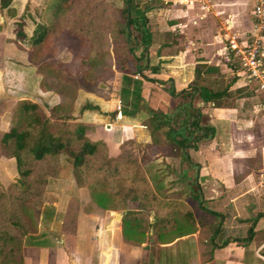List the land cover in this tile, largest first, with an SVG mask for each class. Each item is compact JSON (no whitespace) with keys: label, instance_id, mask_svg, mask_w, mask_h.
I'll return each mask as SVG.
<instances>
[{"label":"trees","instance_id":"16d2710c","mask_svg":"<svg viewBox=\"0 0 264 264\" xmlns=\"http://www.w3.org/2000/svg\"><path fill=\"white\" fill-rule=\"evenodd\" d=\"M10 1L0 0V9L6 8L9 15L14 12L8 7ZM152 1L121 0V5L110 6L98 0H45L31 34L25 37L26 46L9 39L25 51L22 64L33 66L35 75L28 69L22 89L12 96L15 100L4 115L8 126L0 135V156L12 160L15 174L0 183V264H23L25 244L37 232L40 216L52 211L44 205L42 194L60 179L64 166L75 186L86 188L94 206L114 210L120 200H132L153 211L152 221L144 212L123 214L121 230L126 242L142 241L149 226L157 242L172 238L167 237L169 232L195 229L187 207L175 208L154 193L132 139L122 140L118 152L111 154L104 140L88 135L92 125L73 115L79 91L101 85L111 76L114 64L122 71V113L141 116L150 142L166 146L167 154L177 156L181 166L190 164L189 150L214 136L215 128L204 109L226 106L254 93L248 83L234 85L243 73L226 79L221 67L200 57L180 71L179 77L187 80L184 87L176 88L175 74L163 77L177 65L173 54L161 52L166 44L155 41L148 26ZM64 33L77 40L78 51L69 61L59 62L56 44ZM135 74L139 77L134 78ZM145 82L160 87L166 108L148 105L142 95ZM149 87L148 98L156 91ZM33 88L55 94L57 100L45 110L28 95ZM95 108L85 104L82 110Z\"/></svg>","mask_w":264,"mask_h":264},{"label":"crops","instance_id":"0c3cea01","mask_svg":"<svg viewBox=\"0 0 264 264\" xmlns=\"http://www.w3.org/2000/svg\"><path fill=\"white\" fill-rule=\"evenodd\" d=\"M207 1L209 7L203 9L195 1L168 0L171 5L155 11L159 23L156 30H171L186 40V49L181 52L186 64L198 57L220 64L226 23L229 31L240 36L253 30V0ZM160 18L164 24H160ZM172 57L177 62L176 55ZM179 68L162 74H175L177 89L187 82L179 77ZM239 79L234 85L244 84ZM0 82L5 94L6 84ZM149 86L156 90L150 98L149 91L145 94ZM158 90L159 86L145 82L142 95L150 107L163 110L168 102L164 92L158 95ZM204 111L215 133L200 142L196 150H189V165L180 166L177 156L166 154L143 166L159 198L175 208L190 210L194 230L175 235L169 232L167 237L172 238L157 242L149 226L142 241L126 242L121 230L123 214L144 212L152 221L153 211L132 200H120L114 210L94 206L86 188L75 186L64 166L60 179L44 192L51 199L43 202L52 211L40 216L37 232L25 244L23 264H264V95L254 90L229 105L211 106ZM141 119L136 115L112 120L106 124L110 128L104 138L94 124L84 123L94 127L97 136L88 134L91 138L102 139L109 146L108 141L118 145L127 138L134 141L133 127L145 129ZM7 124V120L0 121V135ZM118 145L115 151L109 150L111 154L118 152ZM162 158L165 163L159 164ZM5 161L6 165L10 163V159L0 156V164ZM0 168L3 171L5 166Z\"/></svg>","mask_w":264,"mask_h":264},{"label":"rangeland","instance_id":"374dc122","mask_svg":"<svg viewBox=\"0 0 264 264\" xmlns=\"http://www.w3.org/2000/svg\"><path fill=\"white\" fill-rule=\"evenodd\" d=\"M45 0H11L8 7L13 9V14L9 15L6 8L0 9V81L6 84L5 89L6 93L2 92V83L0 82V114L3 113L0 121H6V118L3 117L6 112L9 110L11 104L14 102L15 92L21 90L23 87V80L28 74V69L31 70V75H35L33 72V66L28 64H22V61H25V51L19 49L13 42L9 41V39H16L22 46H26V40L34 27V22L38 21L37 13L42 8ZM101 1L104 5L116 6L121 5V0H98ZM145 0H140L142 4ZM153 6L152 10L147 12V23L150 29L153 30L155 34V41L163 42L166 44L162 47L161 52L176 55L177 62L176 67H180L179 69H183L193 63L186 64L184 61V56L181 52V49H186V40L182 39L181 36L174 34L175 32L171 30H156L159 27V23L157 20V15L155 11L158 7H165L172 4V2H168V0H155L150 2ZM26 8V9H25ZM25 9V12L23 13ZM34 19V20H33ZM164 19L160 18V24H164ZM23 22V24H20ZM180 37V38H179ZM160 42V43H161ZM184 42V43H183ZM77 40L71 37L68 33H64L58 40L56 44V52L55 59L59 62H67L69 61L73 55L78 51L77 50ZM152 54V58L154 59V51L156 46L153 45L150 48ZM134 52L138 53V50H134ZM24 63V62H23ZM209 63V62H208ZM218 64L220 69L225 71H230L231 66L224 65V62L221 61ZM210 65H214L213 63H209ZM187 65V66H186ZM237 66V65H236ZM236 69V70H235ZM234 74H242L241 69L235 67ZM112 74L109 76L101 85L96 87L91 91H83L80 90L75 101V106L73 110V115L75 120H79L82 122H89L94 124L97 133L102 134L103 138L105 137L106 130H109V126L106 127V124H111L112 120H121L124 116L121 109L122 103L120 101L119 90L121 87V68H117L114 64L111 66ZM182 71V70H181ZM227 73V72H226ZM224 73V75L226 74ZM229 73V72H228ZM168 74V73H166ZM226 79H229L233 74H226ZM134 78L139 77V75H133ZM168 77V76H166ZM241 78V77H240ZM239 82H242L239 79ZM147 84V82H146ZM249 88L255 90V85L253 83H249ZM252 87V88H251ZM149 88V87H148ZM152 89V88H151ZM145 90V94L151 90ZM158 90L157 93L160 95ZM258 92L257 90H255ZM156 95V93L152 92V96ZM32 99L37 100L45 110H48L46 107L50 106L57 100V96L55 94H51L50 92H43L38 90H31L28 94ZM98 103V104H97ZM85 104H91L97 106L95 109H83ZM119 106L118 110L116 107ZM115 111V112H114ZM102 115V116H101ZM1 116V115H0ZM132 116H126V118H130ZM134 117V116H133ZM8 125V124H7ZM94 127L91 131H87L91 137H96L97 135L93 134L95 132ZM135 135L134 141L132 144V148L136 153L137 157H141L142 166L146 164V162L152 159H158L160 155L164 156L168 153L166 146L164 145H156L150 142V137L147 131L141 126L133 127ZM110 131H108L109 133ZM107 136V135H106ZM109 150L115 151L117 148L116 143L109 142ZM173 161L175 159H172ZM171 160V161H172ZM2 161V160H1ZM12 161V160H10ZM158 161V160H157ZM160 161V160H159ZM165 163L164 158L159 162V164ZM172 161V162H173ZM171 163V162H170ZM177 164V161L174 162ZM173 163V165H174ZM9 165V166H8ZM6 165V161L3 164H0L1 167L5 166V169L2 171L0 168V183H5L12 175L10 172L13 162H8ZM9 172V173H8ZM45 192V191H44ZM43 192V201L46 199L49 201L51 197H49L48 193ZM192 193V192H191ZM45 205V204H44ZM205 218V217H204ZM209 219V218H207ZM227 228V227H226Z\"/></svg>","mask_w":264,"mask_h":264},{"label":"built area","instance_id":"2783aa9c","mask_svg":"<svg viewBox=\"0 0 264 264\" xmlns=\"http://www.w3.org/2000/svg\"><path fill=\"white\" fill-rule=\"evenodd\" d=\"M194 1L203 9L209 7L207 0H190V3ZM251 15L253 30L246 36L229 31L226 23L227 35L221 57L225 65H237L244 74L241 80L253 83L255 90L264 95V0H253ZM118 108L119 106L116 107L117 110Z\"/></svg>","mask_w":264,"mask_h":264}]
</instances>
